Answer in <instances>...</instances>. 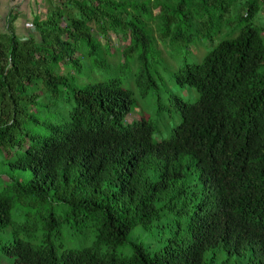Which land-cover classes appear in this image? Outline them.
<instances>
[{
	"label": "trees",
	"instance_id": "1",
	"mask_svg": "<svg viewBox=\"0 0 264 264\" xmlns=\"http://www.w3.org/2000/svg\"><path fill=\"white\" fill-rule=\"evenodd\" d=\"M260 1L34 0L33 32L18 37L17 16L5 21L0 250L12 264H203L208 252L264 264ZM108 33L125 42L120 50L95 35ZM217 38L174 74L197 99L173 97L181 120L168 139L153 141L141 117L125 123L134 94L102 73L107 59ZM139 225L162 230V251L128 240ZM83 227L91 245L64 248L63 230Z\"/></svg>",
	"mask_w": 264,
	"mask_h": 264
},
{
	"label": "rangeland",
	"instance_id": "2",
	"mask_svg": "<svg viewBox=\"0 0 264 264\" xmlns=\"http://www.w3.org/2000/svg\"><path fill=\"white\" fill-rule=\"evenodd\" d=\"M33 2L34 0H0V32L4 30L5 21H9L14 15L17 16L14 30L18 37L27 36L29 32H33L34 12L37 13ZM260 2L261 11H258L253 19V25L256 27L264 26V0ZM37 9L38 13L43 15L44 7L41 4ZM153 14L156 16L157 12H153ZM95 35L100 39V44L103 47L106 45L113 51L120 50L125 44L118 35L114 36L111 33H108L107 36ZM217 40L218 38L211 42L204 39L188 42L156 41V45L145 49L138 48L134 53L125 55V60H127L125 64H123V59H119L117 56H111V60L107 59L110 67L108 70H103L102 73L106 77H117L122 86L131 89L134 94L133 109L125 118V123H131L141 117L154 126L153 141L168 139L171 130L181 120L180 113L174 106L173 97H180L187 103H194L197 99V93L192 87L179 86L175 83L174 74L185 63L199 62L217 44ZM142 58L144 60H141ZM84 76L88 79L93 77L90 73ZM88 79L84 78L83 81L87 82ZM150 81H153V86L148 87L149 91L145 92L147 88L144 87ZM139 82L143 86H139L137 84ZM55 210L57 211V208ZM28 221L33 222L34 220L29 218ZM169 230H164V235H168ZM161 231L158 228L145 229L139 225L129 233L128 240H140L144 247L149 248L150 252L159 253L168 242V239H159L158 233ZM92 234L90 228L85 227L73 232L64 229L61 236L63 247H89L92 242ZM0 264H12L11 259L7 258L1 250ZM203 264L247 263L245 259H228L223 253L208 252L204 257Z\"/></svg>",
	"mask_w": 264,
	"mask_h": 264
}]
</instances>
